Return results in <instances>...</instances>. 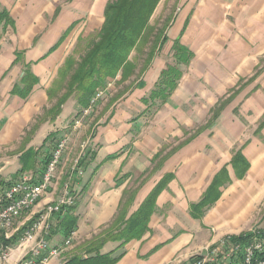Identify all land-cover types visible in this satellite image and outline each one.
I'll list each match as a JSON object with an SVG mask.
<instances>
[{
    "label": "crops",
    "instance_id": "obj_1",
    "mask_svg": "<svg viewBox=\"0 0 264 264\" xmlns=\"http://www.w3.org/2000/svg\"><path fill=\"white\" fill-rule=\"evenodd\" d=\"M203 1L205 5L200 7L192 0H180L166 32L168 41L157 51L149 69L133 89L111 100L97 116L77 157H84L83 175L72 174L75 160L67 165L76 146L72 141L50 190L19 220L18 227L25 228L70 185L75 205L54 216L50 229L41 236L54 248L63 247L70 238L71 245L48 264H62L70 250L108 229L121 211L128 221L159 186L143 237L123 246L118 242L105 246L103 252L117 249L123 255L117 264H189L197 256H206L211 246L226 237L264 229V126L260 128L264 121V70L241 85L243 88L239 85L241 79L251 77L264 56V0ZM109 2L0 0L3 186L23 173L38 181L53 150L45 140L51 134L56 140L72 128L65 126L66 121L72 112L83 109L76 99L69 100L56 120L40 121L52 107L48 91L60 69L75 52L79 39L84 40V46L90 35L100 31ZM189 18L181 43L194 54L191 64L181 66L184 76L164 104H145L143 100L155 89L162 71L173 63L174 41ZM27 71L37 82L23 99L13 90L23 88ZM232 90L237 92L230 95L219 116L210 125L193 130L197 124H206L211 109L221 105ZM150 111L154 114L151 120ZM172 139L178 145L171 146ZM29 150L38 154L32 170L26 169L32 160L27 163L23 156ZM239 152L248 164L244 174L237 172L244 164L233 163ZM40 162L41 171L34 173ZM223 169L228 171L229 183L220 188L211 207L195 209ZM72 216L78 220L77 227L66 238L65 223ZM20 257L19 252H13L5 264H16Z\"/></svg>",
    "mask_w": 264,
    "mask_h": 264
},
{
    "label": "trees",
    "instance_id": "obj_2",
    "mask_svg": "<svg viewBox=\"0 0 264 264\" xmlns=\"http://www.w3.org/2000/svg\"><path fill=\"white\" fill-rule=\"evenodd\" d=\"M161 2L162 0H110L104 12L105 21L100 31L90 35L84 46L82 45L84 40L79 39L77 49L73 55L66 59L65 64L60 69L58 78L48 91L52 107L45 111L44 117L40 121L56 120L61 115L64 105L73 97L83 109H89L97 93L105 91L113 81L121 85L130 82L129 87L120 92L116 99L133 89L136 81L149 69L157 51L161 50L168 41L166 32L173 18L162 29L151 26V20ZM189 20L190 18L187 19L180 37L174 41L172 47L173 63L167 64L162 71L155 89L150 93L148 99L143 100L145 104L157 101L164 104L177 89L184 76L181 66L188 67L191 64L194 54L181 43V38L188 28ZM65 36L66 33L62 38ZM59 44L60 42L56 47ZM150 44L151 47L147 51ZM78 47H83L84 51L79 52ZM146 51L144 65L140 66L139 56ZM22 82L23 88L16 86L13 92L26 99L31 94L37 79L27 71ZM223 105L221 104L214 109L212 120L219 116L224 108ZM263 126L264 121L260 128ZM54 137V134L49 135L45 144L52 142ZM31 155L34 154L29 150L23 156L26 158ZM51 158L52 156L47 161L46 167ZM83 161L84 157L80 167H82ZM29 162L28 160L27 163ZM237 162L243 163L244 167H241L240 170L235 168V170L237 169V172L240 171L242 174L247 172L248 164L241 152L235 155L234 166ZM229 181L227 169L221 170L213 180L202 202L194 208L211 207L220 195V188ZM8 185L10 183L5 186ZM1 186H3L2 183H0ZM159 191L160 186L128 221H125L124 213L121 211L108 229L83 242L74 250L72 249L73 251L68 254L67 259L62 264H117L123 255L117 253V249L105 253L103 252L105 246L109 242H118L123 246L133 239L143 237L148 230V221L153 212L152 206ZM212 194L213 198L211 197ZM77 222V218L73 216L70 217L69 221H66V238L73 234ZM240 238L233 237V241H239ZM16 239L9 243H16Z\"/></svg>",
    "mask_w": 264,
    "mask_h": 264
},
{
    "label": "built area",
    "instance_id": "obj_3",
    "mask_svg": "<svg viewBox=\"0 0 264 264\" xmlns=\"http://www.w3.org/2000/svg\"><path fill=\"white\" fill-rule=\"evenodd\" d=\"M101 93L103 92H98L93 101L97 100L96 98H99ZM64 143H68V138L60 141L56 151L52 155L51 161L38 181L31 174L23 173L10 185L0 187V238L3 240H12L11 238L14 234L13 222L16 221L18 212H25L30 205L34 204L37 193L42 192L44 186H49L50 181H54L55 176H50V169L51 167L59 168L57 166V158L64 154L62 153ZM80 164L81 159L79 158L75 162L72 174L83 175ZM75 202L76 198L70 190V185H67L63 194L56 201L51 202V207H46L45 211L42 214L40 213V216H48L47 228H45L44 233L50 229L51 219L56 215L63 214L74 206ZM32 227L33 225L20 232L18 242L24 236L29 235ZM240 237H238L240 238L239 241H233V237L223 239L221 243L211 246L207 250L206 256L202 255L199 258H194L189 264H264V229H256ZM68 240H71V238ZM242 240H249L247 251H240ZM45 243H48V240L42 237L39 244L31 246L29 252L23 255L18 264H48L50 259L61 257L58 256V249H64V246L54 248L50 253H42V246ZM12 247L14 246L11 244L10 247H3V243L0 240V256L5 255Z\"/></svg>",
    "mask_w": 264,
    "mask_h": 264
},
{
    "label": "rangeland",
    "instance_id": "obj_4",
    "mask_svg": "<svg viewBox=\"0 0 264 264\" xmlns=\"http://www.w3.org/2000/svg\"><path fill=\"white\" fill-rule=\"evenodd\" d=\"M192 2L195 4L196 3V5H198V6H200V7H202V6H204L205 4H204V1L203 0H192ZM179 3H180V0H166V2L164 1L162 4H161V6H160V8H159V10L155 13V15L153 16V18H152V20H151V26L152 27H156L157 29H162V27L166 24V23H168V21L171 19V18H173L174 17V15H175V13H176V11H177V9L179 8ZM226 17L228 18V19H230V20H232L233 18H231V16H230V13L228 12V11H226ZM164 28V27H163ZM151 47V44L147 47V51L149 50V48ZM76 49H77V47H76ZM78 51L79 52H83L84 51V48L83 47H78ZM147 51L146 52H144V54H142L141 56H139V58H140V66H143L144 65V61H145V59H146V54H147ZM136 55V54H135ZM139 55V54H138ZM137 56V55H136ZM264 70V56L263 57H261L260 58V60H259V64L257 65V67L255 68V70H254V72H253V74H251L250 76L251 77H247V78H243V79H241L240 80V82H239V85L241 86V85H244L245 86V82H248V81H252V80H255L257 77H258V75H260V73L262 72ZM129 84H130V82H127V83H125V84H123V85H121V84H118L116 81H113V82H111L110 84H109V86H108V88L105 90V91H103V93H101L100 95H99V98H96L97 100H95V101H93V103L91 104V107L88 109V110H83V109H78L76 112H72V115L68 118V120L66 121V124H65V126H69V125H72V128H67L66 130H65V133L64 134H61L58 138H56V140H53V142H51V145L53 146V150H52V153H51V156L53 155V153L56 151V149H57V147H58V145H59V143H60V141L61 140H63L64 138H68V144H67V146H66V148H65V150H64V154H63V156H62V158H61V160H60V163H59V165L62 163V161L64 160V157H66V155H67V148L68 147H70L69 145H71V142L72 141H74L75 142V144H76V146L73 148V150H72V155H71V157H69V162L67 163V165L69 164H71L72 163V161L73 160H75V162H76V160H77V157H80L81 156V154H82V147L83 146H85V142L88 140V138H89V131H91L92 130V128H93V126L96 124V122H97V119H98V117L102 114V111H103V109H105V107H106V105H108L110 102H111V100H116V96L120 93V92H123V91H125V89L127 88V87H129ZM244 86H241L242 88L244 87ZM235 92H237V91H234V90H232V91H229L226 95H225V97H223L222 98V104H224L225 103V101H226V99H227V102L223 105V106H225L228 102H229V100L231 99V97H233V95H231L232 93H235ZM230 95H231V97H230ZM70 100H75V98L73 97V98H71ZM218 107H219V104L217 105ZM65 108V107H64ZM64 108H63V110H64ZM154 109L153 110H156V108L155 107H153ZM216 108V107H215ZM212 111H210L209 112V116H208V118H207V122H206V124H197L194 128H193V130H195L196 129V127H200V128H202V127H204V126H206V125H210L209 123L211 122V120H212V117H213V113H214V109H211ZM154 114H153V112L152 111H150L149 112V120H151V116H153ZM98 116V117H97ZM90 117V118H89ZM89 118V119H88ZM93 119V121H91ZM191 131H192V129H191ZM72 138H73V140H72ZM71 140V141H70ZM183 140V139H182ZM172 142H171V146H176V145H178V143H177V141L176 140H171ZM73 142V143H74ZM52 148H50V150H51ZM5 156H7V155H5ZM14 156H16V155H8V157H10V158H13ZM36 159H38V155H31V156H28V157H26V161H31L28 165H27V170H32V167L36 164L35 163V160ZM39 161H41V154H40V157H39ZM32 162L34 163V165H32ZM75 162H74V164H73V166L75 165ZM58 165V166H59ZM62 165V164H61ZM72 166V167H73ZM73 169H74V167H73ZM35 172L34 173H39L40 171H41V162L39 163V165H38V168H37V170L36 169H33ZM57 171H58V167H57V169H56V171H55V174H54V176H56V173H57ZM30 174V173H29ZM53 183V182H52ZM52 185V184H51ZM50 190V189H49ZM48 192V191H47ZM43 196V195H42ZM41 196V197H42ZM41 197H40V200H41ZM40 200H39V202H40ZM39 202L34 206V207H36L38 204H39ZM49 206H51V203H48L45 207H44V210L43 211H45V208L46 207H49ZM33 207V208H34ZM32 208V209H33ZM32 209H30L29 211H27V212H25L24 214H26V213H28V212H30ZM23 214V215H24ZM43 216H40V214L39 215H37L36 216V218L34 219V220H32L27 226H32V225H34V224H41V222H42V224H41V226H42V228H43V231L41 230L40 232H44V230H45V228H47V223H48V220L45 222V221H43ZM19 223V222H18ZM18 223H17V227H18ZM45 223V224H44ZM26 226V227H27ZM41 226H40V229H41ZM24 228V227H23ZM23 228H19V230L17 231H14L13 233V237L11 238L12 240L11 241H13L15 238H17L16 239V243H13L12 242V245H16V246H18L19 247V244H18V237H19V234H20V232H22V230H23ZM16 233V234H15ZM40 238H41V236H40ZM228 237H226V238H224V239H227ZM11 242V241H8V240H5V242ZM87 241V240H86ZM243 241H245V240H243ZM19 243H20V241H19ZM50 244V243H49ZM6 245H8V244H5L4 242H3V246H6ZM9 245H10V243H9ZM17 247H14V249H16ZM75 249V248H74ZM73 249V250H74ZM65 250L66 249H64V252H65ZM73 250H70V252L69 253H71ZM15 252V251H14ZM63 252V253H64ZM68 253V254H69ZM61 256H62V254H61ZM6 262V261H5ZM5 262L3 263V264H5Z\"/></svg>",
    "mask_w": 264,
    "mask_h": 264
},
{
    "label": "bare ground",
    "instance_id": "obj_5",
    "mask_svg": "<svg viewBox=\"0 0 264 264\" xmlns=\"http://www.w3.org/2000/svg\"><path fill=\"white\" fill-rule=\"evenodd\" d=\"M67 144L68 143H64L63 144L62 153L64 152ZM61 158H62V156H59L57 158V166L59 165ZM56 169H57V167H51L50 176H54ZM52 182L53 181L49 182V186H44L42 192L37 193L35 201H34V204L30 205L29 208L25 210V212H27L30 209H32L39 202L40 197L43 194H45L47 191H49V189L51 188ZM49 207H51V206H49ZM25 212H18V215L16 217V221L13 222V232L16 231V230L17 231L19 230V227H17V223L19 222V220L21 219V217L23 216V214ZM42 219H43V221L46 222L48 220V216H43ZM41 224H42V222H41ZM41 224L33 225L32 229L29 232V235L28 236H24L22 238V240H20V243L18 242L19 247L15 245L14 247H17L16 249H14V247H12L11 249H9L6 252L5 255H1L0 256V264H3L5 261H7L14 251L15 252H19L21 254V257H20L19 261L16 264L20 263L23 255H26L29 252L31 246L39 244V241L42 238L40 231L41 230L43 231V228H44V227L42 228ZM40 226H41V229H40ZM40 236H41V238H40ZM70 245H71V240H68V242H65V244H64V249H67V247H69ZM263 246H264V237H263ZM3 247H10V245H6V246H3ZM247 247H249V240H245V241L242 240V243H240V251H247ZM64 249H58V256H61V254H63ZM53 250H54V247H52L49 244V242L45 243L44 246H42V253H50Z\"/></svg>",
    "mask_w": 264,
    "mask_h": 264
}]
</instances>
